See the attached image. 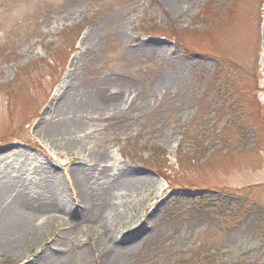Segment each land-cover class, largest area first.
<instances>
[{
	"label": "rangeland",
	"instance_id": "1",
	"mask_svg": "<svg viewBox=\"0 0 264 264\" xmlns=\"http://www.w3.org/2000/svg\"><path fill=\"white\" fill-rule=\"evenodd\" d=\"M0 264H264V0H0Z\"/></svg>",
	"mask_w": 264,
	"mask_h": 264
},
{
	"label": "trees",
	"instance_id": "2",
	"mask_svg": "<svg viewBox=\"0 0 264 264\" xmlns=\"http://www.w3.org/2000/svg\"><path fill=\"white\" fill-rule=\"evenodd\" d=\"M168 33H169L168 36H167V35H162L161 37H165V38H167V39H169V40L172 39V38H173L174 40H176L175 37H171V34H172V33H170V32H168ZM235 214H236V211L232 212V214H230V216L233 217ZM230 216H229V217H230Z\"/></svg>",
	"mask_w": 264,
	"mask_h": 264
},
{
	"label": "bare ground",
	"instance_id": "3",
	"mask_svg": "<svg viewBox=\"0 0 264 264\" xmlns=\"http://www.w3.org/2000/svg\"><path fill=\"white\" fill-rule=\"evenodd\" d=\"M62 239H63V238H62ZM46 260H48V258H47Z\"/></svg>",
	"mask_w": 264,
	"mask_h": 264
}]
</instances>
